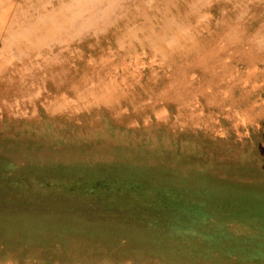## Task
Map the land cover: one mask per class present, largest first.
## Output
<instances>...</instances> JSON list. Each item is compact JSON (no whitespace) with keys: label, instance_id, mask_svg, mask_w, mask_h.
<instances>
[{"label":"rangeland","instance_id":"obj_1","mask_svg":"<svg viewBox=\"0 0 264 264\" xmlns=\"http://www.w3.org/2000/svg\"><path fill=\"white\" fill-rule=\"evenodd\" d=\"M0 264H264V0H0Z\"/></svg>","mask_w":264,"mask_h":264}]
</instances>
